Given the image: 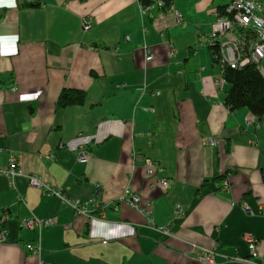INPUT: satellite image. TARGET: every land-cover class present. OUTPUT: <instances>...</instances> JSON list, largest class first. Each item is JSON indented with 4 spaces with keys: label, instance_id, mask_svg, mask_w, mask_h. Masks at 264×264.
<instances>
[{
    "label": "crops",
    "instance_id": "obj_1",
    "mask_svg": "<svg viewBox=\"0 0 264 264\" xmlns=\"http://www.w3.org/2000/svg\"><path fill=\"white\" fill-rule=\"evenodd\" d=\"M170 2L183 24L168 9L142 14L139 0H0V167L13 157L20 170L0 175V264H202L193 246L214 250L213 264H264V115L247 124L248 109L224 105L230 86H216L223 70L199 42L230 0ZM258 68L264 76V58ZM63 88L86 102L58 108ZM29 174L97 204L78 214L29 186ZM127 188L150 214L121 201ZM28 217L55 223L28 230Z\"/></svg>",
    "mask_w": 264,
    "mask_h": 264
},
{
    "label": "built area",
    "instance_id": "obj_2",
    "mask_svg": "<svg viewBox=\"0 0 264 264\" xmlns=\"http://www.w3.org/2000/svg\"><path fill=\"white\" fill-rule=\"evenodd\" d=\"M149 5H143L140 1V11L142 14H146L150 8L157 7L161 9L164 6V0H150ZM168 12L172 16V24H183L184 21L180 12H178L171 3L167 8ZM262 11V3L259 0H230L229 4L222 10L215 14V19L211 23V31L208 35L199 38V42H205L210 48L215 47L213 50V61L216 65L223 68L224 66H230L232 68H242L247 64H258L264 58V18L260 15ZM83 30H88L91 27L90 19H83L81 22ZM248 35H252L255 40L248 42ZM249 40V39H248ZM146 60L150 61L153 58V54L147 51L146 45ZM174 49L171 48L170 55H173ZM215 84L218 88H221L225 84L223 76L216 79ZM15 90V88H12ZM246 123H258V119L255 115H249L246 118ZM208 144L214 145V139H210ZM88 152L84 148H80L77 152V159L79 162H86L88 159ZM144 165L146 174L149 177L155 176L161 171L159 166L149 158H144ZM18 162L11 157L9 165L7 167H0V175H5L12 178L13 175L20 172L18 170ZM27 177V183L29 186L38 187L42 190L43 194L56 196L62 203L68 204L73 210L81 214L85 211L88 203L97 204V199L92 197L89 201H81L79 199H70L62 194L60 189L52 187L49 183L42 181L36 175L29 174ZM162 190H166L167 182L165 178H158L156 182ZM228 184L224 182V187L228 189ZM125 195L121 197L122 202H127L132 208L141 212L150 214V210L140 205L139 196L128 188L125 189ZM126 195L127 198L125 197ZM243 208L248 210L246 204H243ZM183 213L180 204H175L174 215L176 217L181 216ZM9 219V213L7 211L0 212V241L5 239L6 228L5 222ZM55 223L54 217L38 218L28 217L21 220V226L28 230L43 229L52 226ZM149 223L153 224L150 220ZM245 242L248 244V249L251 257L257 256L256 239L251 234H245ZM26 250L30 251L35 257L40 254V247L34 243H27L25 245ZM203 251L205 248L202 247ZM234 260L243 261L244 258L236 257ZM25 264H42L41 261L34 262L28 260Z\"/></svg>",
    "mask_w": 264,
    "mask_h": 264
},
{
    "label": "trees",
    "instance_id": "obj_3",
    "mask_svg": "<svg viewBox=\"0 0 264 264\" xmlns=\"http://www.w3.org/2000/svg\"><path fill=\"white\" fill-rule=\"evenodd\" d=\"M143 5H149L150 0H139ZM171 4L170 0H164L162 10H166ZM248 39H254L248 35ZM213 50H216L213 47ZM223 77L230 88L225 93L224 105L230 110L239 108L248 109L258 120L264 115V76L258 68V64L250 63L242 68L224 66ZM86 93L82 90L63 88L57 98L56 106L64 108L71 105H83L86 102Z\"/></svg>",
    "mask_w": 264,
    "mask_h": 264
},
{
    "label": "rangeland",
    "instance_id": "obj_4",
    "mask_svg": "<svg viewBox=\"0 0 264 264\" xmlns=\"http://www.w3.org/2000/svg\"><path fill=\"white\" fill-rule=\"evenodd\" d=\"M20 173V172H19ZM19 173L13 175L12 178H14L16 175H18ZM27 178V177H26ZM34 187V186H31ZM38 188V187H36ZM163 232L167 233L166 228L165 229H161ZM202 247H195L193 246V251L195 252V255L197 257V259L202 263V264H213L215 261V257H216V253L214 250L212 249H205V251H203V249H201ZM238 261V260H235ZM34 262H37L34 260ZM256 264H260V263H256Z\"/></svg>",
    "mask_w": 264,
    "mask_h": 264
}]
</instances>
